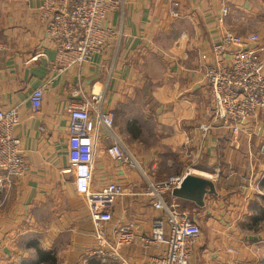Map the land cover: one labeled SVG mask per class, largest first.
<instances>
[{"label":"crops","instance_id":"1","mask_svg":"<svg viewBox=\"0 0 264 264\" xmlns=\"http://www.w3.org/2000/svg\"><path fill=\"white\" fill-rule=\"evenodd\" d=\"M41 2L0 0V108L18 107L21 117L14 134L28 164L11 190L0 194V264H117L99 254V230L83 194L85 167L72 164L68 154V106L79 101L78 91L104 93L103 106L114 112L115 131L149 178H160L161 168L167 167L177 175L190 171L215 183L217 193L206 194L203 206L172 192L165 195L166 202L202 227L212 225L202 251L204 264L257 259L264 264V214L258 218L249 208L259 201L255 184L264 179V109L247 122L248 132L236 137L216 124L202 140L197 129L207 120L210 95L199 65L215 63L211 47L225 28L255 32L264 46V0H126L123 9L109 14L111 25L123 32L120 47L111 46L80 69L53 79L55 52L45 33ZM175 2L177 17L172 14ZM224 7L229 13L222 23ZM47 81L36 112L30 94ZM91 116L95 122L94 111ZM98 131L92 187L117 182L129 190L136 184L140 191L142 173L111 159L110 139L102 127ZM112 214L104 227L110 241L124 223L149 232L151 222L164 215L141 194L120 196ZM243 216L254 222H245L242 237L241 227L230 220ZM253 223L263 229L254 232ZM256 244L263 255L252 252ZM231 247L237 252L228 253ZM161 250L123 247L121 253L135 264H147Z\"/></svg>","mask_w":264,"mask_h":264},{"label":"built area","instance_id":"2","mask_svg":"<svg viewBox=\"0 0 264 264\" xmlns=\"http://www.w3.org/2000/svg\"><path fill=\"white\" fill-rule=\"evenodd\" d=\"M41 3L39 9L45 20V33L55 52L51 62L55 72L52 79L71 68L80 69L111 46L119 48L124 39L122 30L109 22V14L123 9L126 0H42ZM178 8L179 4L173 3L172 14L176 17L179 15ZM223 9L222 23L229 13L227 7ZM261 44L255 32L239 34L225 28L211 47L215 63L199 65L210 86L209 102L204 113L207 120L197 127L202 140L207 139L216 124L235 137L248 132L247 122L255 119L258 112L264 109V46ZM49 81L30 94V102L36 112L42 107ZM75 95H80L79 101H72L68 106V154L72 164L85 167L83 194L94 226L99 230L98 238L103 246L99 254L120 260L123 264H132L121 250L124 246L137 244L143 248L162 249L147 264H191L194 248L202 237V226L190 214L178 211L175 205L165 200V195L179 187L190 171L161 181L149 178L115 131L114 112L103 106L104 93L85 94L78 91ZM91 111L96 114L95 122H92ZM20 117L18 107L0 108V194L11 190L14 178L23 176L28 169L21 140L14 134ZM99 127L110 139L107 148L110 158L139 170L144 176L145 184L140 191H136V184L129 190L117 182L98 189L92 187V171L101 136ZM127 194L147 196L154 209L164 215L151 222L149 232L141 231L134 222L124 223L114 229L115 240L110 241L104 227L113 219L112 209L117 199ZM228 251L237 252L234 248ZM252 252L256 256L263 255L262 246L256 244ZM228 264L262 263L257 259Z\"/></svg>","mask_w":264,"mask_h":264},{"label":"rangeland","instance_id":"3","mask_svg":"<svg viewBox=\"0 0 264 264\" xmlns=\"http://www.w3.org/2000/svg\"><path fill=\"white\" fill-rule=\"evenodd\" d=\"M161 170L162 171H161L160 174L162 176L160 178L156 179V181H161V180H164V179H166V178H168L170 176L177 175L176 174L177 172H176L175 169H168L167 167H162ZM153 180H155V179H153ZM262 182H264V179L262 181H260L259 183H257V185L255 184V186H254V188L256 186H258V187H256L258 190L255 191L256 192L255 197H259V201L256 202V203H252V204H250L251 202L249 203V205H250L249 208L253 211L254 216H258V218H260L264 214V188H262V186H261ZM228 197H230V196H228ZM243 218H244V216L241 217V219L237 220L238 222L234 221V220H230L231 222H233V223L235 222L236 225L241 227V231L242 232L240 233V235H242V237L244 236V233H245L244 232L245 224H246L245 222H247V221L248 222H254L253 218L252 219H248V220H244ZM204 225L205 226L202 227L203 228L202 237L200 238V240L198 242V245L196 246V248L194 250L195 253H193V255L191 257V264H204L205 263V259L203 258V254H202L203 252L202 251L207 247V243H208V241H210V237H212L211 236L212 235V233H211L212 225L211 224L207 225L206 223H204ZM253 225L255 226V223H253ZM258 226H259V224L257 225V227L255 226L256 229H254V232H259L261 228L263 229V227H261V228L259 227L258 228ZM217 236H220V234L217 235ZM220 238L221 237H219V239ZM124 247L139 248L140 246L136 244V245H127V246H124ZM228 253H230V252L228 251ZM124 257H126V256H124ZM101 258L104 261H106V262H115L117 264H123L120 260H115L114 258L112 259L111 257H102L101 256ZM126 260L129 261L130 263H133L132 260H130L127 257H126ZM133 264H135V263H133Z\"/></svg>","mask_w":264,"mask_h":264},{"label":"water","instance_id":"4","mask_svg":"<svg viewBox=\"0 0 264 264\" xmlns=\"http://www.w3.org/2000/svg\"><path fill=\"white\" fill-rule=\"evenodd\" d=\"M172 193L183 199L192 200L200 206H203L205 195L216 194L215 183L207 178L186 174L179 187L175 188Z\"/></svg>","mask_w":264,"mask_h":264},{"label":"trees","instance_id":"5","mask_svg":"<svg viewBox=\"0 0 264 264\" xmlns=\"http://www.w3.org/2000/svg\"><path fill=\"white\" fill-rule=\"evenodd\" d=\"M97 264H99V263H97Z\"/></svg>","mask_w":264,"mask_h":264}]
</instances>
